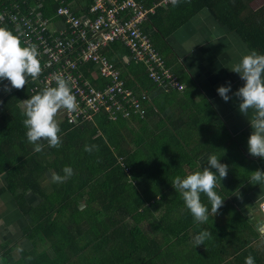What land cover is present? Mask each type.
<instances>
[{
    "label": "crops",
    "instance_id": "obj_1",
    "mask_svg": "<svg viewBox=\"0 0 264 264\" xmlns=\"http://www.w3.org/2000/svg\"><path fill=\"white\" fill-rule=\"evenodd\" d=\"M135 1L151 5L157 0ZM184 3L185 0H179L175 6L169 3L157 7L142 25L168 70L183 85L182 91L165 92L148 80L142 63H123L127 50L119 44L103 50L120 69L126 86L146 95L143 119L132 116L109 122L106 135L101 130L98 135H104L111 153L116 147L125 156L118 159L129 167L123 181L131 187L122 191L123 203H132L134 209L131 212L133 209L128 207L126 222L132 231L140 228L134 245L155 241L156 257L146 260L134 256L121 261L118 251H107L109 244L101 250L93 243L82 245L83 237L93 240L97 227L92 219L95 205L88 213L87 227L69 223L65 232L64 222L56 216L57 229L46 224L35 232L33 219L41 211L44 199L34 190L21 192L15 185L36 182L55 205L61 198L56 191L64 182H51L50 174L55 170L48 166L52 163L49 152L53 148L43 141L42 155L36 158L33 145L27 140L20 104L41 91L32 93L28 78L23 89L12 88L10 92L3 91L4 85L11 88L9 82L0 81V264H164L166 260L169 264H245L249 254L255 264H264V218L257 210L264 201V183L250 180L253 171H264V159L248 152L252 110L249 117L239 111L240 98L235 93L244 81L230 70L242 54L251 50L264 54V0H228L230 20L220 17L225 15V9L217 11L209 6H201L188 16ZM84 7L85 2L77 0L74 13L80 15ZM240 26L243 30L256 29L254 46L240 34ZM228 84L231 90L226 102L217 88ZM56 119L62 137L67 125L61 110ZM58 150L62 157V146ZM211 154L228 165L227 178L221 179V185L215 189L224 201L218 214L197 225L171 183L175 176L183 178L197 165L210 167L207 160ZM123 166L119 164L122 169ZM40 167L41 173L37 174ZM5 169L21 170L11 184L15 190L7 188ZM210 170L216 172L214 168ZM89 191L86 187L79 194L85 197ZM81 200L78 210L86 197ZM201 201L211 208L204 194ZM138 215L142 217L137 224L134 220ZM165 215L171 221L169 226L162 223ZM204 229L212 233V239L194 247L193 237ZM167 231L176 235L166 239L163 233ZM113 247L120 245L113 242Z\"/></svg>",
    "mask_w": 264,
    "mask_h": 264
},
{
    "label": "built area",
    "instance_id": "obj_2",
    "mask_svg": "<svg viewBox=\"0 0 264 264\" xmlns=\"http://www.w3.org/2000/svg\"><path fill=\"white\" fill-rule=\"evenodd\" d=\"M83 1L85 7L76 15L77 0H4L0 25L14 29L19 24L22 40L35 44L40 52L43 71L36 81L30 77L32 93L54 87V77L62 74L79 104L75 113L61 109L68 124L92 123L99 115L110 122L132 116L143 119L146 95L127 87L120 69L103 53L114 43L127 50L123 63H142L155 86L165 92L183 90L142 28L157 7L171 0L151 5L135 0ZM257 210L264 218V201Z\"/></svg>",
    "mask_w": 264,
    "mask_h": 264
},
{
    "label": "clouds",
    "instance_id": "obj_3",
    "mask_svg": "<svg viewBox=\"0 0 264 264\" xmlns=\"http://www.w3.org/2000/svg\"><path fill=\"white\" fill-rule=\"evenodd\" d=\"M171 3L175 6L179 0H171ZM23 36L24 32L19 24H16L14 29L0 26V81L7 80L11 85V88L4 85L5 92H10L12 88L23 89L29 77L36 81L43 71L36 45L22 40ZM230 70L238 73L244 81L243 86L235 93L240 98L239 111L249 117V110H252L249 120L253 131L247 140L248 152L254 157L264 159V54L255 50L242 54L239 62L234 63ZM54 79V87H45L22 100L20 104L25 117L22 123L26 129V137L36 153L44 150L43 141L52 148L61 146V129L56 119L57 114L61 109L75 113L79 107L70 82L62 74H57ZM230 90V84L217 88L219 96L226 102L230 99ZM84 150L98 151V146L85 145ZM207 164L210 167L201 168L197 165L195 170L188 172L183 178L175 176L171 183L181 195L197 225L206 223L210 215L218 214L224 201V197L222 198L215 189L221 185V179L227 178L228 165L221 163L215 154L209 155ZM212 168L216 172L211 171ZM62 172L63 175L51 172V182L63 183L74 175L70 166H65ZM250 180L264 183V171H253ZM201 194L208 198L211 208L201 201ZM211 239L212 233L209 230H201L193 237L194 247ZM245 264H255L251 254L245 258Z\"/></svg>",
    "mask_w": 264,
    "mask_h": 264
},
{
    "label": "trees",
    "instance_id": "obj_4",
    "mask_svg": "<svg viewBox=\"0 0 264 264\" xmlns=\"http://www.w3.org/2000/svg\"><path fill=\"white\" fill-rule=\"evenodd\" d=\"M227 1L228 0H185V13L187 11L189 16L197 8L209 6L215 8L217 11L225 9V15H220V17L223 20H230L231 9L228 7ZM3 3L4 0H0V8ZM227 15H229V17H227ZM7 27L10 29L9 26ZM240 28V34L252 45L254 43V35L257 33L256 29L252 27L253 29L247 30L245 27L243 30L241 26ZM32 85L33 82H30L28 86L29 90ZM105 120L106 119L102 115H99L95 122H86L80 125H70L65 120L67 127L63 130L66 132L63 133L61 137L63 155L59 157L58 148L50 149L49 154H51L52 163L48 167L54 169L56 173L63 175L62 169L65 166H70L74 171V175L68 178L64 182V185L56 191L61 197L58 203L52 205L47 197L46 190H42L43 187L36 182L34 185L15 186L20 189L19 191L21 192L34 190L44 199L43 204L40 206L41 211L33 219L35 232H40L46 224H51L53 230L57 229L56 216H58L57 219H60L59 221L64 222L66 227L64 229L65 232L68 230L67 228L73 224L87 227V225H90V222L87 223L88 216H90L88 213L92 205H95L96 209L93 210L92 219L97 227L93 230V240L91 241L89 240L90 238L83 237L82 245L87 246L93 243L96 244L97 250H101L103 245L107 246L109 244L107 251H118L122 257L121 261L127 258H133L134 256L140 257L141 259L155 258L158 249L155 247L154 240L151 244L143 243L144 245H134L135 242L138 241L137 237L140 228H136L134 230L135 232L129 228V223H127L126 220L128 219V207L131 209L132 203H123L124 199L122 196V191L131 187L129 183L125 184L123 181L124 171L127 169L128 172H125L129 174V167L125 165L122 169L114 165V162H116L114 157L122 156L121 152L114 147V151L111 153L108 144L105 143L104 135H98L99 130L106 135L105 128L110 121ZM85 145H96L98 146V151L93 150L92 152H86L84 150ZM41 155L42 152H39L35 154V157L39 158ZM36 158L35 161H37ZM41 168L42 167L37 169V174L41 173ZM5 170L8 171L9 183L7 188L9 190H15L16 188L11 184H13L14 175L21 174L18 172L21 170H15L14 172L11 171V169ZM92 182H94V185L91 184ZM76 183L78 184L77 186L75 185ZM86 187H88L90 191L85 196L86 200L84 201L82 209L78 210L79 203L82 201L81 199L85 198L83 194H79V192ZM130 211L134 212V209ZM141 217V215H138L134 220L135 223L138 224L140 221L139 218ZM167 218L168 216L165 215L161 220L164 225L169 226L171 221H168ZM54 220L56 221L54 222ZM69 223H71L70 226H68ZM185 225L186 223H183V228L186 227ZM172 234L174 235L175 233L167 231L163 233V236L167 239L168 236ZM156 241L158 240L156 239ZM113 242L118 243L120 248H112ZM35 260L38 262L41 261L37 258H35ZM164 264H169L168 260H166Z\"/></svg>",
    "mask_w": 264,
    "mask_h": 264
},
{
    "label": "rangeland",
    "instance_id": "obj_5",
    "mask_svg": "<svg viewBox=\"0 0 264 264\" xmlns=\"http://www.w3.org/2000/svg\"><path fill=\"white\" fill-rule=\"evenodd\" d=\"M61 112H62V110H61ZM62 114H63V112H62ZM63 117H64V115H63ZM119 120H123V119H119ZM118 120V121H119ZM117 122V121H116ZM122 154V156H116V155H114V156H116V157H114V159H116V162H114V165H117V166H119V164L120 165H122V162L118 159L119 157H122L123 159H125L124 157V154H123V152L121 153ZM147 260V259H146Z\"/></svg>",
    "mask_w": 264,
    "mask_h": 264
}]
</instances>
